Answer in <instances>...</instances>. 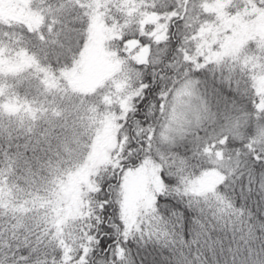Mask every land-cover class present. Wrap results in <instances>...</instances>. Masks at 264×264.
<instances>
[{
	"label": "trees",
	"instance_id": "1",
	"mask_svg": "<svg viewBox=\"0 0 264 264\" xmlns=\"http://www.w3.org/2000/svg\"><path fill=\"white\" fill-rule=\"evenodd\" d=\"M0 264H264V0H0Z\"/></svg>",
	"mask_w": 264,
	"mask_h": 264
},
{
	"label": "rangeland",
	"instance_id": "2",
	"mask_svg": "<svg viewBox=\"0 0 264 264\" xmlns=\"http://www.w3.org/2000/svg\"><path fill=\"white\" fill-rule=\"evenodd\" d=\"M143 47V46H142ZM139 48V52L142 49ZM218 76L220 77L221 74ZM226 76L223 73V77ZM197 80L187 78L177 85L173 91L158 133V146L160 150L171 147L180 137L196 130L203 121H207L214 115L212 108L205 99V96L198 89ZM128 178V199L134 194L143 195L148 189L149 179L154 177V182L158 177L154 176L153 168L141 166ZM133 177V178H132Z\"/></svg>",
	"mask_w": 264,
	"mask_h": 264
},
{
	"label": "water",
	"instance_id": "3",
	"mask_svg": "<svg viewBox=\"0 0 264 264\" xmlns=\"http://www.w3.org/2000/svg\"><path fill=\"white\" fill-rule=\"evenodd\" d=\"M149 44H145L142 49L140 50L139 52V56H138V59L139 61H142V60H145L146 59V56L149 52Z\"/></svg>",
	"mask_w": 264,
	"mask_h": 264
}]
</instances>
